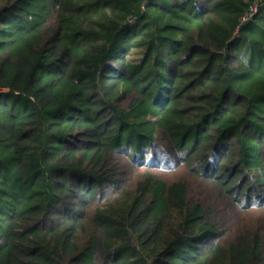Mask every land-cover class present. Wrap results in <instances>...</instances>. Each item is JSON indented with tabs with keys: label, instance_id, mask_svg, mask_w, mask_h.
<instances>
[{
	"label": "trees",
	"instance_id": "1",
	"mask_svg": "<svg viewBox=\"0 0 264 264\" xmlns=\"http://www.w3.org/2000/svg\"><path fill=\"white\" fill-rule=\"evenodd\" d=\"M0 91V264H264V0H0Z\"/></svg>",
	"mask_w": 264,
	"mask_h": 264
},
{
	"label": "built area",
	"instance_id": "2",
	"mask_svg": "<svg viewBox=\"0 0 264 264\" xmlns=\"http://www.w3.org/2000/svg\"><path fill=\"white\" fill-rule=\"evenodd\" d=\"M144 1H147V0H144ZM256 12V4H254L253 6H251L248 10L247 13H245L242 18H241V21H244V20H247L249 19L252 15H254Z\"/></svg>",
	"mask_w": 264,
	"mask_h": 264
},
{
	"label": "rangeland",
	"instance_id": "3",
	"mask_svg": "<svg viewBox=\"0 0 264 264\" xmlns=\"http://www.w3.org/2000/svg\"><path fill=\"white\" fill-rule=\"evenodd\" d=\"M0 92H3V91H0Z\"/></svg>",
	"mask_w": 264,
	"mask_h": 264
}]
</instances>
